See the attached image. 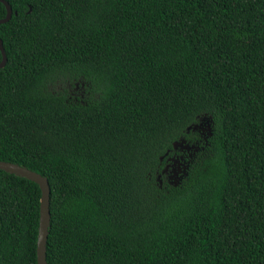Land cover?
Masks as SVG:
<instances>
[{
  "label": "trees",
  "instance_id": "16d2710c",
  "mask_svg": "<svg viewBox=\"0 0 264 264\" xmlns=\"http://www.w3.org/2000/svg\"><path fill=\"white\" fill-rule=\"evenodd\" d=\"M4 1L0 162L48 181L46 264H264V0ZM40 198L0 171V264H37Z\"/></svg>",
  "mask_w": 264,
  "mask_h": 264
},
{
  "label": "water",
  "instance_id": "95a60500",
  "mask_svg": "<svg viewBox=\"0 0 264 264\" xmlns=\"http://www.w3.org/2000/svg\"><path fill=\"white\" fill-rule=\"evenodd\" d=\"M0 3L5 7L6 16L0 20V25L6 24L12 17V10L8 3L4 0H0ZM0 53L2 60L0 62V69L6 65V55L4 53L3 45L0 40ZM0 171L9 175H14L19 178L26 179L39 187L41 198L39 208V225L37 231L36 241V261L37 264H46V242L48 237V230L50 225L49 215V195L50 189L46 178L34 173L26 168L20 167L15 164L0 162Z\"/></svg>",
  "mask_w": 264,
  "mask_h": 264
},
{
  "label": "flooded vegetation",
  "instance_id": "af4514ba",
  "mask_svg": "<svg viewBox=\"0 0 264 264\" xmlns=\"http://www.w3.org/2000/svg\"><path fill=\"white\" fill-rule=\"evenodd\" d=\"M174 147L175 152H173L170 157L166 158V163L158 176L160 187L163 185L161 181L162 176L165 178L167 184L177 185L186 175V170L188 169L187 160L191 157V152H189L190 150L188 151L189 147L186 145L185 141L176 143ZM161 162L163 163V159H161ZM170 174L172 175L170 176ZM171 181L173 182L171 183Z\"/></svg>",
  "mask_w": 264,
  "mask_h": 264
}]
</instances>
